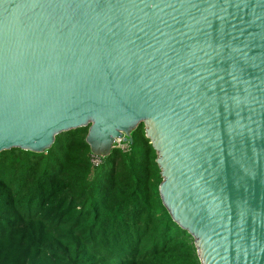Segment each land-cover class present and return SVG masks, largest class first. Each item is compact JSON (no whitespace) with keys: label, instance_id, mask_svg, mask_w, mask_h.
I'll return each instance as SVG.
<instances>
[{"label":"water","instance_id":"obj_1","mask_svg":"<svg viewBox=\"0 0 264 264\" xmlns=\"http://www.w3.org/2000/svg\"><path fill=\"white\" fill-rule=\"evenodd\" d=\"M144 126L201 264H264V0H0V153Z\"/></svg>","mask_w":264,"mask_h":264},{"label":"trees","instance_id":"obj_2","mask_svg":"<svg viewBox=\"0 0 264 264\" xmlns=\"http://www.w3.org/2000/svg\"><path fill=\"white\" fill-rule=\"evenodd\" d=\"M88 128L0 153V264H201L163 205L144 126L93 165Z\"/></svg>","mask_w":264,"mask_h":264},{"label":"built area","instance_id":"obj_3","mask_svg":"<svg viewBox=\"0 0 264 264\" xmlns=\"http://www.w3.org/2000/svg\"><path fill=\"white\" fill-rule=\"evenodd\" d=\"M118 146L120 149H122L124 152H127L129 151L130 147H129V144L128 143H124L123 141H118L116 144H115V147ZM114 147V148H115ZM99 156H96L94 155L93 156V165L94 167L98 166L100 164V160H99ZM103 158V157H102Z\"/></svg>","mask_w":264,"mask_h":264}]
</instances>
